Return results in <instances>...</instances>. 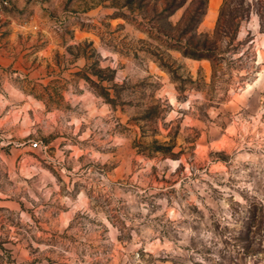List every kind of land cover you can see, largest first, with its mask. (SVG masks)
<instances>
[{"label":"rangeland","instance_id":"rangeland-1","mask_svg":"<svg viewBox=\"0 0 264 264\" xmlns=\"http://www.w3.org/2000/svg\"><path fill=\"white\" fill-rule=\"evenodd\" d=\"M198 3L13 1L0 264H264V0Z\"/></svg>","mask_w":264,"mask_h":264},{"label":"trees","instance_id":"trees-1","mask_svg":"<svg viewBox=\"0 0 264 264\" xmlns=\"http://www.w3.org/2000/svg\"><path fill=\"white\" fill-rule=\"evenodd\" d=\"M169 1H170V4L175 3V7L170 9L171 5L169 4L165 8L166 10H168L167 11L168 14H170L173 11V9H175L176 7L184 4L186 0H169ZM195 1H199V3L195 6L192 14L189 17L190 29H192L193 31H196V29H197V27H198V25L202 19V16L206 12V6H207L208 0H195ZM220 19H221V17H219V22L217 24V28H219L221 25ZM189 43H191V41ZM190 45H192V43ZM180 47L185 54L195 56V57H210V58H212V55H213L210 52L211 47L208 46L206 43H203L202 45L196 46V48H191L190 46H186V47L180 46Z\"/></svg>","mask_w":264,"mask_h":264},{"label":"built area","instance_id":"built-area-1","mask_svg":"<svg viewBox=\"0 0 264 264\" xmlns=\"http://www.w3.org/2000/svg\"><path fill=\"white\" fill-rule=\"evenodd\" d=\"M12 0H0V20L4 18V16L8 13V10L12 6ZM34 146L38 145V141L33 142Z\"/></svg>","mask_w":264,"mask_h":264},{"label":"crops","instance_id":"crops-1","mask_svg":"<svg viewBox=\"0 0 264 264\" xmlns=\"http://www.w3.org/2000/svg\"><path fill=\"white\" fill-rule=\"evenodd\" d=\"M12 1H14V0H12ZM213 5H216L215 0H213Z\"/></svg>","mask_w":264,"mask_h":264}]
</instances>
